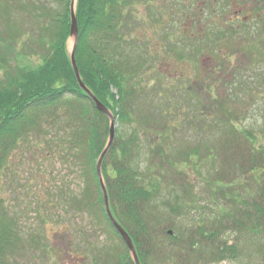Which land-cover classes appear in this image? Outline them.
Wrapping results in <instances>:
<instances>
[{"label": "trees", "instance_id": "16d2710c", "mask_svg": "<svg viewBox=\"0 0 264 264\" xmlns=\"http://www.w3.org/2000/svg\"><path fill=\"white\" fill-rule=\"evenodd\" d=\"M139 1L144 0H76L74 9L78 29L74 59L80 78L119 124L100 165L111 214L129 235L139 264L237 261L236 245L227 242L225 234L253 246V254L245 258L264 264V147L257 146L250 132L239 130L225 114L212 120L220 137L214 142L210 136L202 139L205 150L192 143L175 151L172 118L164 109L170 100L177 101L167 77L153 71L160 55L151 54V43L136 35L140 25L133 9ZM26 2L0 0L2 15L13 7L15 12L26 11L33 23L38 21L41 44L35 67L12 68L6 57L1 59L5 79L0 82V171L20 144L30 146L34 154L40 149L44 160L57 158L71 167L79 176L78 189L69 200L71 212L95 215L117 242L103 252L101 261L92 258L93 264H134L107 218L96 172L108 143L110 120L80 89L66 49L72 0ZM7 30V35L13 32L12 27ZM213 35L217 38L218 32ZM169 39L168 35L162 39L168 40L165 46L171 45ZM14 44L6 42L4 48L13 53ZM225 72L235 78L236 71ZM148 75L152 86L143 83L142 76ZM42 121L50 123L47 133ZM122 125L128 131H122ZM51 134L53 138L36 142ZM148 137L154 145L143 142ZM201 159L205 166L211 164L208 179L218 187H209L212 197L224 198L225 204L217 205L213 218L186 225L184 210L195 194L183 168L197 169ZM160 180L167 181L173 196L165 195ZM5 216L0 212V264H18L24 239Z\"/></svg>", "mask_w": 264, "mask_h": 264}, {"label": "rangeland", "instance_id": "374dc122", "mask_svg": "<svg viewBox=\"0 0 264 264\" xmlns=\"http://www.w3.org/2000/svg\"><path fill=\"white\" fill-rule=\"evenodd\" d=\"M187 1V14L211 16L210 21L202 23L204 32L192 29L188 21L181 24V30L163 31L173 19L168 21L170 6L176 5L178 0H144L133 9L135 20L140 25L136 35L146 38L145 43H151V54L160 55L153 71L167 77L171 92L175 94L177 103L170 100L164 109L165 114L172 118L169 123L175 134L172 142L175 151L192 143L199 147H196L198 150H205L202 139L207 140L205 137L210 136L209 140L214 142V138L220 137L212 120L216 115L225 114L239 130L250 132L257 146L264 147V0L254 6V12L244 8L247 0ZM196 5H201L202 13L195 9ZM38 26V21L33 23L26 11L15 12L12 7L8 15L0 13V82L5 79L1 61L4 57L12 68L16 65L35 67L39 63ZM9 27L13 32L9 31L10 35H7ZM214 31L218 32L217 38ZM165 35L173 41L169 47L164 45L168 40H162ZM6 42H15L11 46L13 53L4 48ZM73 45L74 38L68 37L66 49L69 53ZM224 66L227 71L231 69V73L236 71L235 78L229 77L230 73L225 76ZM142 77L143 83L152 86L150 75ZM49 124L42 121L46 133ZM113 125L114 130L119 128L114 120ZM122 127V131L129 129ZM43 138L50 139L53 135L40 137L36 142ZM142 140L145 144L148 141L154 145L149 137ZM31 149L27 144H20L0 171V212L6 213L5 217L11 219L14 230L24 239L18 264H93L92 258L97 257L101 261L108 247L117 242L105 232L95 215H74L71 212L69 200L78 189L79 176L59 159L44 160L40 149H36L40 157ZM204 159L198 160L197 169L192 166L183 168L195 194L190 207L184 210L186 225L196 226L200 221L196 225L194 222L203 217L213 218L218 211L217 205L222 208L225 204L224 198L215 200L212 197L214 193L209 187L212 190L218 187L209 181L211 170L207 166L211 168V164L205 166ZM160 184L166 196H173L166 180H160ZM63 194L66 198H60ZM233 236L225 234L224 239L236 245L238 260L213 264H256L254 257L245 258L247 253L253 254V246L239 243Z\"/></svg>", "mask_w": 264, "mask_h": 264}, {"label": "water", "instance_id": "95a60500", "mask_svg": "<svg viewBox=\"0 0 264 264\" xmlns=\"http://www.w3.org/2000/svg\"><path fill=\"white\" fill-rule=\"evenodd\" d=\"M70 20H71L70 21V36L74 38V45H73L72 51L70 53V62H71V66H72L74 75L76 77V80L78 82L80 89L92 100V102L95 104L96 109L100 113L107 116L110 120L109 140H108V143H107L105 150L103 151L100 158L98 159L97 166H96V172H97V176L99 178L100 184H101V190H102V194H103L105 212H106V215H107L109 222L114 227L116 232L121 237L123 243L125 244L128 252L131 255V258H132L134 264H139L135 249L133 247V244H132V241H131L129 235L117 223V221L115 220V218L111 214L109 204H108L107 192H106V189L104 187L103 180L101 177L100 165H101L102 158H103L104 154L106 153V151L108 150V148L110 147V145L114 139L113 116H112L111 112L101 102H99L98 99L93 95V93L84 85V83L82 82V80L80 78L78 68H77V65H76V62L74 59V50H75V43H76V39H77L78 29H77V23H76V19H75V15H74V3L73 2L71 4ZM171 234L172 233L169 232V235H171Z\"/></svg>", "mask_w": 264, "mask_h": 264}, {"label": "flooded vegetation", "instance_id": "af4514ba", "mask_svg": "<svg viewBox=\"0 0 264 264\" xmlns=\"http://www.w3.org/2000/svg\"><path fill=\"white\" fill-rule=\"evenodd\" d=\"M233 1H235V0H233ZM261 2H262V0H247V3H245L243 6H245L244 8L245 9L247 8L249 12H251L252 10L254 12V10H255L254 6L259 5ZM178 3H179V5H178ZM166 4H168V3H166ZM187 4H188L187 0H178L176 5L174 4L173 6H170L171 11L169 12L168 21H169V18H173V19H172V22H169L166 24L167 28L164 27L163 31L166 32V31H169V29H173V28L174 29L178 28L179 30H181L180 26H181V24L183 25L184 21H186V22L188 21L189 24L191 26H193L192 29L204 31L205 26L202 25V23H204V21H210L211 16H208V14H204L201 12V7H200L201 5L200 6L196 5L195 9L197 11L201 12L204 16L194 15L192 13L187 14V12H186L187 11ZM248 11H246V12H248ZM151 14L152 13L149 14V17L151 16ZM232 14L237 15L238 13H232ZM213 20H212V23H213ZM169 40H171V39H169ZM181 44H184L187 46L189 45L188 42H184V43L182 42Z\"/></svg>", "mask_w": 264, "mask_h": 264}]
</instances>
